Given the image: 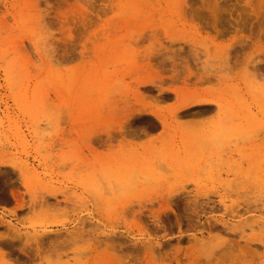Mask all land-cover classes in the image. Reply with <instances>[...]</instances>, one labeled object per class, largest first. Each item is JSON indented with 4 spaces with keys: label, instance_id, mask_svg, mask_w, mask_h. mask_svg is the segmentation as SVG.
Masks as SVG:
<instances>
[{
    "label": "rangeland",
    "instance_id": "374dc122",
    "mask_svg": "<svg viewBox=\"0 0 264 264\" xmlns=\"http://www.w3.org/2000/svg\"><path fill=\"white\" fill-rule=\"evenodd\" d=\"M84 1L0 0V264H264V0Z\"/></svg>",
    "mask_w": 264,
    "mask_h": 264
},
{
    "label": "bare ground",
    "instance_id": "6f19581e",
    "mask_svg": "<svg viewBox=\"0 0 264 264\" xmlns=\"http://www.w3.org/2000/svg\"><path fill=\"white\" fill-rule=\"evenodd\" d=\"M86 1H87V2H86ZM61 2H62V1H61ZM85 2H86L87 4H85ZM63 4H64V2H63ZM84 4H85V5H88V4H89L90 9L95 8V7L93 6L94 3H93V1H91V0H85V1H84ZM89 6H88V7H89ZM86 7H87V6H86ZM70 8H71V6H70ZM76 10H78V9L76 8ZM79 10H81L82 13L84 12L83 14L86 15L87 13H91L94 9L91 10V12L88 11V9H86V8H80ZM81 12H80V13H81ZM83 14H82V15H83ZM69 16H70V15H69ZM89 16H90V15H89ZM87 17H88V16H87ZM90 17H92V16H90ZM90 17H89V18H90ZM83 18H84V20H86L85 17H83ZM89 18H88V19H89ZM90 19H91V18H90ZM110 20H111V19H110ZM69 21H70V20H69ZM81 21H82V19H81ZM70 22H71V21H70ZM109 23L112 24V22H109ZM82 24H83V23H82ZM86 24H88V22H87ZM86 24H85V26H86ZM107 24H108V23H107ZM87 26H88V25H87ZM115 30H116V29H115ZM72 38H73V36H72ZM187 101H191V100H187ZM193 101H194V100H193ZM191 102H192V101H191ZM188 103L190 104V102H188ZM188 103H187V104H188ZM186 106H187V105H186ZM87 142H88V141H87Z\"/></svg>",
    "mask_w": 264,
    "mask_h": 264
}]
</instances>
